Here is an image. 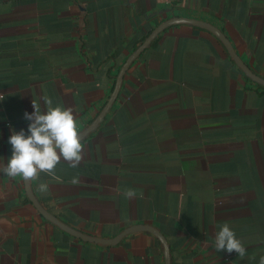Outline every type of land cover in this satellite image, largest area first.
Instances as JSON below:
<instances>
[{"label": "crops", "instance_id": "1", "mask_svg": "<svg viewBox=\"0 0 264 264\" xmlns=\"http://www.w3.org/2000/svg\"><path fill=\"white\" fill-rule=\"evenodd\" d=\"M216 26L264 78V0H0V167L32 101L70 107L79 133L101 114L128 58L161 23ZM83 160L55 179L0 173V264H259L264 256V85L212 31L179 23L129 65ZM79 177L78 184L72 178ZM46 183L41 192L39 184ZM38 202L86 236L44 216ZM135 189L136 197L123 193ZM228 223L246 249L217 251ZM159 232L160 235L157 233Z\"/></svg>", "mask_w": 264, "mask_h": 264}, {"label": "clouds", "instance_id": "2", "mask_svg": "<svg viewBox=\"0 0 264 264\" xmlns=\"http://www.w3.org/2000/svg\"><path fill=\"white\" fill-rule=\"evenodd\" d=\"M45 111L36 101H32L34 111L24 113V119L29 121L27 134L21 129L19 132L11 129L8 143L12 146V155L7 164L0 167V173L15 178L21 176L26 180L38 179L44 172L55 179L56 166L61 160L70 167L77 168L83 160L84 145L81 143L78 131L79 121L70 107H53L51 98L43 97ZM79 177L74 176L72 184H78ZM46 183L39 184L41 192L47 191ZM123 195L127 199L136 197L135 189H127ZM214 247L217 251H235L240 258L246 255V249L241 240L237 239L234 230L228 223H224L215 236ZM259 264H264V256Z\"/></svg>", "mask_w": 264, "mask_h": 264}, {"label": "water", "instance_id": "3", "mask_svg": "<svg viewBox=\"0 0 264 264\" xmlns=\"http://www.w3.org/2000/svg\"><path fill=\"white\" fill-rule=\"evenodd\" d=\"M179 23H185V24H191V25H195V26H200L202 28L208 29L210 31H212L216 36H218L222 42L225 44V46L228 48V51L230 53V55L232 56V58L235 60V62L242 68V70L246 73L247 76H249L251 79H253L254 81L264 85V78H262L261 76H259L257 73H255L243 60L242 58L235 53L230 41L228 40V38H226L224 36V34L221 32V30H219L216 26L204 22V21H200L197 19H191V18H182V17H177V18H172L170 20H167L163 23H161L157 28L154 29V31L150 34V36L137 48V50L128 58V60L126 61V63L123 65V67L121 68L117 79H116V84H115V88L113 91V94L111 95L108 103L106 104V106L104 107V109L102 110L101 114L96 118V120L83 132L79 133L80 134V139L83 138L90 130H92L97 123L102 120V118L105 116L106 112L109 110V108L111 107L112 103L114 102V100L116 99L118 92L120 90L124 75L129 67V65L131 64L132 60H134L149 44L150 42L153 40L154 37H156L161 31H163L164 29H166L168 26L171 25H175V24H179ZM28 192L30 193V189L28 190ZM30 196L33 200V202L36 204L37 208L39 209V211L46 216L47 218H49L50 220L56 222L57 224H59L63 229H65L66 231L75 234L77 236H80L84 239L87 240H94V241H103V242H107V243H117L124 235L137 230V229H147V230H151V228H149V226H135L132 228H129L127 230H125L124 232H122L120 235L116 236L113 239H109V240H104V239H99V238H94V237H90V236H86L85 234L78 232L77 230H75L74 228L66 225L65 223L61 222L60 220H58V218H56L55 216H53L52 214H50L39 202L38 200L34 197L33 194L30 193ZM154 231V230H151ZM159 235L160 233L157 232ZM161 236V235H160ZM167 264H169V260L167 258Z\"/></svg>", "mask_w": 264, "mask_h": 264}]
</instances>
